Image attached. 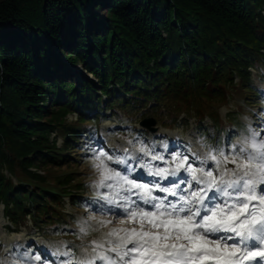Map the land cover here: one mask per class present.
<instances>
[{
    "label": "trees",
    "instance_id": "16d2710c",
    "mask_svg": "<svg viewBox=\"0 0 264 264\" xmlns=\"http://www.w3.org/2000/svg\"><path fill=\"white\" fill-rule=\"evenodd\" d=\"M250 69L264 82V0H0L3 217L13 230L29 219L42 236L64 234L74 256L96 233L85 219L88 234H81L84 222L55 206L67 197L76 212L98 214L106 209L105 184L86 195L71 174L30 169L74 164L95 150L114 158L100 136L106 111L119 120L110 133L131 134L151 149L166 138L149 141L147 131L122 126L120 111H140L162 125L177 124L183 113L214 153L227 154L239 147L243 124H223L217 108L206 114V107L225 103L232 91L244 121H253L256 109L264 119L263 91L253 86ZM69 114L74 122H66ZM206 115L210 123L203 125ZM122 173L129 175L127 165Z\"/></svg>",
    "mask_w": 264,
    "mask_h": 264
},
{
    "label": "snow or ice",
    "instance_id": "6c2138e0",
    "mask_svg": "<svg viewBox=\"0 0 264 264\" xmlns=\"http://www.w3.org/2000/svg\"><path fill=\"white\" fill-rule=\"evenodd\" d=\"M257 135L252 133L239 147L233 146L231 157L223 150H209L208 159L217 163L218 174L203 166L193 167L195 161L190 162L183 153L173 156V160L182 158L176 168L149 170V175L161 179L177 177L182 171L191 175V182L182 181L188 183L187 193L180 194L176 202H166L152 193L155 189L176 196L180 183L172 187L142 183L105 162L123 165L125 160L114 159L103 150L94 153V167L105 168L112 174L107 179L123 182L126 193L135 190L136 194V200L120 196L123 205L107 196L101 198L123 207L121 215L133 225L139 223V227L113 228L106 241H91V252L86 249L78 264H264V139ZM139 151L149 155L143 146ZM218 156L225 163L222 169ZM151 159L163 157L152 155ZM228 163L234 167H227ZM86 225L85 221L80 227L83 235L88 234ZM113 236L116 239H111ZM20 259L30 264V257ZM35 259L41 261L40 256Z\"/></svg>",
    "mask_w": 264,
    "mask_h": 264
},
{
    "label": "rangeland",
    "instance_id": "374dc122",
    "mask_svg": "<svg viewBox=\"0 0 264 264\" xmlns=\"http://www.w3.org/2000/svg\"><path fill=\"white\" fill-rule=\"evenodd\" d=\"M81 67L78 68L80 71ZM252 74V83L253 86L257 89L262 90L261 99L264 100V82H259L260 80L256 78V73L254 70H251ZM237 82V80H235ZM230 98L227 99L225 103H220L219 101L210 103V107L207 108L206 114L212 112L217 108L220 119L223 124L230 123V121L236 119L243 124L241 130L236 138V142L241 143L245 138H250L252 133H256L258 139H264V131L261 132L260 128L264 127V119L263 117H259L262 109H256L257 113L252 117L254 120L249 119L250 124L246 123L244 120H248L243 115H241L237 110L240 108L239 99L236 97L233 92L230 93ZM260 108V107H259ZM232 111H236V113H231ZM121 112L122 118V126H135L136 128H140L138 125L139 120H141L140 111H133L130 114L125 112ZM192 113V112H191ZM105 115L108 116L107 119L102 120L99 128L101 132V137L104 140L106 148H113L117 151L121 152L124 156L125 164L117 165L108 161H105L108 164V167L116 168L117 171L122 172V168L124 166H128L131 170V174H129L130 178L137 179L142 183L147 184H159L162 187H172L173 183H180L181 187L177 190V195L172 196L169 193L159 192L158 190H153V195L159 198H163L166 202H176L178 201V197L180 194H186L188 190V183H182L183 175L185 176L184 180L191 182V175L188 172L182 171L177 177L169 176L167 179H161L157 176L149 175V170L154 171L156 168H164L166 170H171L176 168L178 164L181 163L182 158L177 157V159L173 160V156L177 153H183L189 156V160L195 161L193 163V167H199L197 163L198 159L204 160V165H201L206 168V170L214 171L216 173V168L213 167L214 162L208 159V152L212 150L211 144L209 143L208 138L205 139L202 135H200L196 131V121L193 117H185L183 113H181L177 119V124H167L162 125L160 122L156 121V134H161V136L166 139H159L155 143V149H151L147 147L145 143H141L133 138L131 134H122L115 135L110 133V127H118L119 120L115 115H110L109 111L105 112ZM154 118L153 116H151ZM66 122H74L76 120V115L69 114L65 117ZM185 120V121H183ZM231 121V123H233ZM165 122L168 123L169 119H165ZM210 119L206 115L202 121V124H209ZM254 128V129H253ZM54 137V135L50 136V140ZM150 139V137H149ZM132 142V143H130ZM176 144V145H173ZM61 145V139H57V146ZM143 146L149 151V155L145 156L142 152L139 151V148ZM125 148H128V152H125ZM160 150L159 152H155V150ZM99 150L92 151L89 156H75L78 158V162L69 165H63L61 167H48V168H39L35 170L31 168V171H36L38 174L43 176L52 174H71L78 182H82L84 184L85 194L88 195L90 193H97V185L105 184L104 190L108 192L107 197L114 200L116 204L123 205L124 202L120 201L119 197L122 195H129L132 200H136L135 190L133 193H126L121 187V183H117L116 179H107L108 176L112 175L108 173L107 170L103 167L97 169L93 166L94 163V153L98 155ZM124 151V152H123ZM107 152V151H105ZM109 155H113L112 153H108ZM234 154V149L230 150L229 153H225V155L231 157ZM152 155H157L163 157V159L152 160ZM220 160L219 168L225 167V163L222 157L218 156ZM96 163H100V161H96ZM197 164V165H196ZM217 165V163L215 162ZM143 165V167H142ZM227 167H234L233 164L228 163ZM7 177L10 176L6 174ZM149 178H153L154 180L160 181L159 183L150 182ZM12 181L16 182V177L11 178ZM172 179L173 183H167L166 181ZM164 182H166L164 184ZM50 184L52 185L53 183ZM112 184L113 187L109 188L107 185ZM164 184V186H163ZM142 194V193H141ZM172 196V198H170ZM105 210L101 211L98 214L90 215L88 211L81 210L80 212H76L69 205V200L67 197L62 198V203L57 204L55 207L60 208L64 214H70L74 218H76L80 222L86 221L90 224L93 232L96 233V240L98 242H104L108 238L107 234L113 228H131V227H139V223L133 225L130 221L125 219L121 214L123 212V207H115L114 205H110L104 199ZM101 206V203H99ZM148 207V206H145ZM2 205H0V264H25L24 259H19L20 257H25L26 259L30 257V264H58V260L63 258L65 260L64 264H78L85 256V250L87 249L89 253L91 252L92 244L87 241L83 244H78V249L76 256H71L70 253L66 251V246L62 240H64V234L61 236L53 235V236H42L41 233L37 232L32 226V223L29 219L25 221V223L20 226L17 230L12 229V225L8 220L3 217V210L1 209ZM73 213V214H72ZM91 217H96L95 220L91 219ZM110 221V223H108ZM103 222V223H102ZM10 227L11 231H8L6 228ZM111 239H116L115 236L111 237ZM34 243V247H31ZM36 246L42 247L44 251H48L51 253L52 257H48L47 255H42L41 249L38 250ZM68 253V255H65ZM19 256V258H18ZM36 256L41 257V261H37L35 259Z\"/></svg>",
    "mask_w": 264,
    "mask_h": 264
},
{
    "label": "water",
    "instance_id": "95a60500",
    "mask_svg": "<svg viewBox=\"0 0 264 264\" xmlns=\"http://www.w3.org/2000/svg\"><path fill=\"white\" fill-rule=\"evenodd\" d=\"M156 124V121L154 118L152 117H149V118H144L143 120H141L139 122V126L142 128V129H145L147 130V132H151V133H155L157 131V128L154 127Z\"/></svg>",
    "mask_w": 264,
    "mask_h": 264
}]
</instances>
